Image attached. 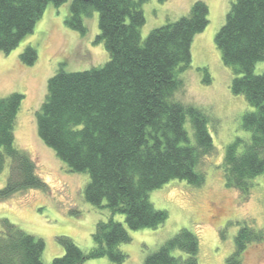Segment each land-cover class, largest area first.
<instances>
[{"label": "trees", "instance_id": "obj_1", "mask_svg": "<svg viewBox=\"0 0 264 264\" xmlns=\"http://www.w3.org/2000/svg\"><path fill=\"white\" fill-rule=\"evenodd\" d=\"M66 1L0 0V50L12 51L33 32L49 3ZM146 1L72 0L66 24L84 34V17L97 10L100 32L95 41L105 44L110 57L104 65L87 70L60 69L49 79L36 111L39 137L71 171L89 174L87 201L110 210V217L97 223L94 246L84 250L62 235L65 253L45 263L44 240L3 218L0 264H86L101 257L122 264L128 254L120 245L132 240L129 229L157 228L169 216L166 209L155 207L150 191L176 178L194 185L205 182L199 163L215 148L208 118L199 108L176 100L175 94L183 86L179 74L191 65L193 39L209 23V6L197 0L187 15L154 28L143 39ZM215 42L223 63L235 74L232 91L252 107L242 120L249 138L236 137L224 159L226 184L249 192L254 179L264 173V72H255L257 62L264 59V0L232 2ZM20 58L33 65L36 47L28 45ZM205 73L209 82L206 69ZM23 97L13 92L0 98V171L10 161L0 200L46 187L36 162L15 145ZM116 214L125 216L126 225L114 218ZM260 239L264 227L242 226L229 264H241L247 245ZM199 242L194 231L181 228L148 254L144 264H199Z\"/></svg>", "mask_w": 264, "mask_h": 264}, {"label": "rangeland", "instance_id": "obj_2", "mask_svg": "<svg viewBox=\"0 0 264 264\" xmlns=\"http://www.w3.org/2000/svg\"><path fill=\"white\" fill-rule=\"evenodd\" d=\"M195 1L147 0L143 5L146 22L141 29L142 38L154 28L187 15ZM203 1L209 6V23L193 39L191 65L179 74L183 86L175 98L199 108L208 118L215 148L199 163L206 179L202 185H194L176 178L149 192L155 207L166 209L169 216L157 228L129 229L132 240L120 245L128 254L122 264H144L148 254L184 227L199 237V264H229L241 227H264V173L254 179L249 192L230 187L225 180L227 146L236 137L249 138L250 132L243 128L242 120L244 113L252 109L242 94L232 91L235 74L223 63L215 42L235 0ZM71 2L49 3L33 32L12 51L0 50V98L13 92L24 95L15 123V145L36 162L37 172L46 183L44 189L29 188L0 200V230L1 219L7 218L42 238L45 263L65 253L59 241L62 235L73 238L84 250L91 249L97 223L111 215L106 206L97 207L85 198L89 174L71 171L37 132L36 111L45 99L49 79L60 69L81 71L102 66L110 57L105 44L95 41L100 32L99 12L92 10L84 17L87 31L83 34L66 24ZM28 45L38 51L33 65L24 64L20 58ZM205 69L209 72V82L205 81ZM255 72H264V59L257 62ZM187 126L190 127V122ZM9 172L10 161H7L0 171V187L5 186ZM114 218L126 225L123 214ZM86 264L118 263L101 257L89 259ZM241 264H264V239L247 245Z\"/></svg>", "mask_w": 264, "mask_h": 264}]
</instances>
